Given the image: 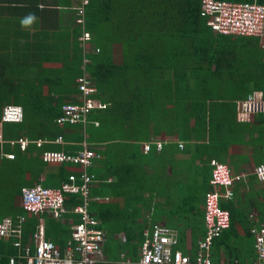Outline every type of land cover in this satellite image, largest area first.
Listing matches in <instances>:
<instances>
[{
	"label": "trees",
	"instance_id": "trees-1",
	"mask_svg": "<svg viewBox=\"0 0 264 264\" xmlns=\"http://www.w3.org/2000/svg\"><path fill=\"white\" fill-rule=\"evenodd\" d=\"M86 1L83 7V31L89 34V39L84 44L80 41L82 29L76 25L74 11L73 30L70 32L74 39L68 45L71 47V58L69 65L63 66L61 74L53 69H44L38 63L35 65L36 69H40L38 78H19L18 76L26 70V55L16 60L17 75H14V66H10V60L2 50L1 59L4 60L0 61V117L3 107L19 105L23 108V119L19 123L2 125L0 181L5 182L3 188L0 186V191L11 183L14 195L20 197L23 187H32L35 182L40 183L38 177L45 173L47 168L56 174L46 177L47 180L58 177L65 182L67 179V176H63L64 164L50 165L39 159L44 151H55L51 150L52 148H36L30 144L27 150L21 152L16 144H11L23 136L28 141L42 140L45 145L54 143L59 137L66 142L79 143L67 146L70 153L66 154L71 155L81 152L82 143L85 142L89 150L100 154L101 151L97 150L99 144L108 145L109 142L119 139L145 142L163 130L173 131L179 139H185L188 135L186 130L188 131L192 120L205 126L211 120L236 126L238 123L234 122V102L232 107L227 101H219L223 99L224 93H235L239 99L247 97L250 91H259L264 98V68L258 66L261 71L257 78L255 75V78H251L253 73L250 74L249 70L242 74L236 73L231 64L234 60H242V65H245L251 58H255L258 38L214 33L207 25V19L200 15V0ZM227 1L264 4V0ZM80 6L81 0H77L74 7ZM43 35L48 36V33L43 32ZM55 38V44H61L62 39L59 36ZM114 46L119 49L117 54L125 58L124 63H114ZM63 52L65 60L68 61V52L67 57L66 51ZM52 72L55 73L49 75ZM84 76L96 91L94 98L100 100L105 108L91 110L85 125H59L56 121L62 114L61 107L81 102L78 80ZM44 87L51 91L60 87L61 92L43 94ZM24 91L27 93H21ZM154 147L152 146L149 152L154 151ZM33 149L37 151L34 152ZM9 153L14 154V160L2 157ZM21 154L30 157L21 158L18 163L16 160ZM31 154L35 155L32 157ZM33 165H36L37 169L32 172L29 168ZM16 167L19 175L15 171ZM81 172L79 166V171L72 174L78 180ZM87 172L95 176L92 167ZM209 178L206 180L208 187L206 183L204 185L203 195L210 189ZM17 180L19 181L16 182ZM11 190L12 188L9 189L10 193L13 192ZM10 193L5 196L9 201L7 204L11 206L13 201ZM78 204V196L65 197V208H73ZM220 206L229 211L232 225L235 211H230L222 203ZM190 208L196 209L194 205ZM28 215L31 214L18 207L16 212L11 210L1 215L0 221L10 217L18 224L23 216L27 219V224ZM35 223L36 220L33 219L27 227L26 224H21L24 227L22 244L28 242V234L33 230ZM202 225L204 229L203 216ZM226 232L227 230L218 239ZM194 238L193 241L197 242V238ZM16 241L15 237L0 238V264H7L8 258L17 253L13 247ZM139 241L142 244L143 238Z\"/></svg>",
	"mask_w": 264,
	"mask_h": 264
},
{
	"label": "crops",
	"instance_id": "crops-1",
	"mask_svg": "<svg viewBox=\"0 0 264 264\" xmlns=\"http://www.w3.org/2000/svg\"><path fill=\"white\" fill-rule=\"evenodd\" d=\"M76 4L77 0H0V57L3 56V50L10 60V66H14L16 73L14 75H17L16 60H20L24 55L26 70L18 76L23 79L30 80L40 76L39 67L35 68L38 63L42 68L53 69L60 74L63 66L69 65L71 47L68 45L74 39L70 32L73 30ZM29 16L33 19L25 23ZM43 32L48 33V36L43 37ZM56 36L62 39L59 45L55 44ZM263 42L264 38H258L256 57L251 58L245 65H242V60H234L231 63L236 73L242 74L249 70L250 74L253 73V76L250 75L251 78H255L254 75L257 78L260 68H264ZM116 48L114 46L112 58L114 63L122 64L123 57L117 54ZM63 51H66V57L68 52V61L65 60ZM42 59L45 61H41ZM53 73L55 72L49 75ZM60 89L56 87L51 91L44 87L42 92L58 94L61 92ZM253 92L255 91H250V94ZM223 96L219 101H227L232 107L235 106L234 122L238 123L236 126L212 120L205 126L192 120L188 125V131L186 130L188 135L185 139H179L173 131L163 130L145 142L119 139L109 142L111 145L103 143L97 146L101 153L97 154L99 157L92 166V173L95 176L90 187L89 212L99 221V227L105 233L104 257L108 264H124L125 260L138 259L141 247L139 240L143 231L149 229L153 223L176 230L179 237L177 249L184 254H194L196 242L193 241V237L197 238L196 241L199 240L204 231L203 188L210 177L212 161L226 164L234 174L247 175L243 182L234 185L233 199L221 202L230 211H235L236 215L227 232L213 244V263L237 260L240 264H252L255 261L254 241L249 232L252 220L249 219V215L253 214L257 221L264 223V184L257 182L253 176L254 168L264 163V114H254L248 118L239 116L236 102L246 97L238 99L235 93H224ZM21 138L27 139L24 136ZM37 141H41L42 144L39 147L33 144L36 148L48 146L52 148L51 150L64 153H70L67 146L79 144L66 142L60 137L52 144L45 145L44 141ZM155 141L163 143L161 151L143 150L144 144ZM16 147L20 149L19 145ZM5 155L7 154L2 157ZM31 155L33 157L35 154ZM29 157L21 154L16 161L19 163L21 158ZM39 159L43 162L41 154ZM48 164H64V178L66 176L68 178L72 172L79 171V166L74 164ZM29 169L33 172L37 166L33 165ZM15 171L19 175L17 167ZM53 175L56 174L47 168L46 172L38 177L40 183L35 182L34 185L59 188L64 180L58 177L53 180L46 179ZM79 200L81 204V199ZM192 205L196 209H191ZM17 206L20 207L19 195ZM66 209L67 213L60 220L52 218L47 213L38 216L28 215L27 224L33 219L36 223L27 240L36 226L41 225L45 238L62 254L72 224L78 220V216L71 212V208ZM26 221L27 219L24 225Z\"/></svg>",
	"mask_w": 264,
	"mask_h": 264
},
{
	"label": "built area",
	"instance_id": "built-area-1",
	"mask_svg": "<svg viewBox=\"0 0 264 264\" xmlns=\"http://www.w3.org/2000/svg\"><path fill=\"white\" fill-rule=\"evenodd\" d=\"M200 15L207 19V25L216 34L224 36H244L264 38V4L256 2H231L227 0H200ZM86 0H81V6L75 7L76 25L82 29L80 41L85 43L89 34L83 31L84 9ZM98 52V50H96ZM86 62V60H85ZM80 103L65 104L61 107L62 114L57 119L61 124L85 125L91 110L104 109L105 105L94 98V87L86 77L78 80ZM239 116L250 117L254 114H264V98L262 93L255 91L245 99L236 102ZM23 119V108L19 105L3 107L0 117V143L3 141L2 125L19 123ZM25 150L29 144L40 146L41 141H28L20 138L11 142ZM83 150L77 154H66L58 151H44L41 159L46 163H71L82 168L79 180L72 174L59 188H48L40 184L23 187L20 192V207L33 216L49 214L54 219H62L67 213L64 206L67 195H76L81 204L71 208V212L78 216L77 222L72 224L70 236L65 244L63 253L45 238L44 228L37 225L28 242L22 244V226L25 218L22 216L18 224L10 217L0 221V238L15 237L13 247L15 255L8 258L7 264H108L104 257L105 233L99 227V221L89 212L91 201L90 185L94 182L93 175L87 170L93 166V160L99 157L88 149L85 142ZM152 146L161 151L163 143L155 141L143 145L145 152ZM182 148V145H180ZM8 160H14V154H7ZM209 178L210 189L205 192L203 201V236L196 242L194 254H184L178 246V233L164 225L153 223L149 229L143 231V242L139 249L138 259L125 260L124 264H214L212 247L221 234L230 227V213L220 204L234 197L233 187L243 182L247 175L234 174L230 168L221 162L212 161ZM256 181L264 184V163L258 164L253 171ZM77 181L80 183H77ZM253 214L249 215L252 226L249 230L254 241L255 261L252 264H264V223L257 221ZM255 219V220H254ZM219 264H240L221 262Z\"/></svg>",
	"mask_w": 264,
	"mask_h": 264
},
{
	"label": "rangeland",
	"instance_id": "rangeland-1",
	"mask_svg": "<svg viewBox=\"0 0 264 264\" xmlns=\"http://www.w3.org/2000/svg\"><path fill=\"white\" fill-rule=\"evenodd\" d=\"M75 20H76V18H75ZM264 43V42H263ZM118 48H116V52L118 53ZM124 59L125 58H123V61H124ZM0 61H2V59H1V57H0ZM122 61V62H123ZM128 61V60H127ZM0 173H1V171H0ZM6 179H8L7 177H6ZM5 179V180H6ZM19 180H17L16 182H18ZM5 182V181H4ZM4 182L2 183L1 181H0V186L3 188V184H4ZM16 182L14 183V185L16 184ZM11 183H9V184H7V185H5L4 186V189H2L1 191H0V209H1V211H0V216L1 215H3L4 213L5 214H7V212L8 211H11V210H13L14 212H16L17 210H18V207H17V195H14V192L15 191H13L14 190V187H11ZM12 188V190L11 191H13V192H9V189H11ZM8 193H10L11 194V199H12V201H13V204L10 206V204L8 205L7 203H9V201H8V199L6 198V196H7V194ZM5 194H6V196H5ZM247 239V238H246Z\"/></svg>",
	"mask_w": 264,
	"mask_h": 264
},
{
	"label": "clouds",
	"instance_id": "clouds-1",
	"mask_svg": "<svg viewBox=\"0 0 264 264\" xmlns=\"http://www.w3.org/2000/svg\"><path fill=\"white\" fill-rule=\"evenodd\" d=\"M32 19H33V17L29 16L28 20L25 21V23H29V22H31ZM154 149H155V148H154ZM143 150H144V149H143ZM148 152H149V151H148Z\"/></svg>",
	"mask_w": 264,
	"mask_h": 264
},
{
	"label": "bare ground",
	"instance_id": "bare-ground-1",
	"mask_svg": "<svg viewBox=\"0 0 264 264\" xmlns=\"http://www.w3.org/2000/svg\"><path fill=\"white\" fill-rule=\"evenodd\" d=\"M67 125V124H66ZM88 128V127H87ZM81 146V145H80Z\"/></svg>",
	"mask_w": 264,
	"mask_h": 264
}]
</instances>
